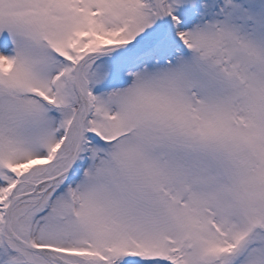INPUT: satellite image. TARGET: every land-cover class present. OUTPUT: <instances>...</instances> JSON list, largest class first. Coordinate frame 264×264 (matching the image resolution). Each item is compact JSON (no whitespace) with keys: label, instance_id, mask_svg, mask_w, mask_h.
I'll return each instance as SVG.
<instances>
[{"label":"snow or ice","instance_id":"obj_1","mask_svg":"<svg viewBox=\"0 0 264 264\" xmlns=\"http://www.w3.org/2000/svg\"><path fill=\"white\" fill-rule=\"evenodd\" d=\"M0 264H264V0H0Z\"/></svg>","mask_w":264,"mask_h":264}]
</instances>
